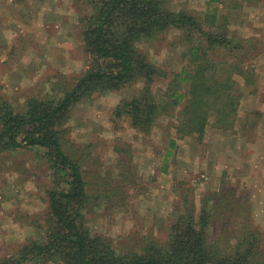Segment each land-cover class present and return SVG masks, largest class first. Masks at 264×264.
Masks as SVG:
<instances>
[{
  "label": "rangeland",
  "instance_id": "374dc122",
  "mask_svg": "<svg viewBox=\"0 0 264 264\" xmlns=\"http://www.w3.org/2000/svg\"><path fill=\"white\" fill-rule=\"evenodd\" d=\"M168 4L198 15L207 28V19L216 18L219 30L244 45L235 53L253 71L252 81L236 76L242 95L234 123L223 128L211 119L202 138H177L178 105L170 106L149 134L136 129L127 115L116 116L117 105L138 94L142 82L74 104L67 145L72 153H84L89 190L111 192L96 201L89 226L116 238L150 232L164 238L180 200L178 191L190 193L199 213L204 196L216 191L229 197L227 191L233 190L235 213L222 214L210 238L235 241L249 225L259 232V249L264 251V0ZM83 5L84 0H0L1 95L22 105L32 92H46L58 81L73 83L82 74L91 59L79 18ZM216 7L213 17L209 12ZM183 35L171 28L140 46L160 67L154 91L163 102L171 101L164 95L169 83L193 66L189 48L198 40ZM213 57L233 59V54L224 49ZM40 151L22 147L0 160V258L15 254L29 237L46 236L52 172Z\"/></svg>",
  "mask_w": 264,
  "mask_h": 264
},
{
  "label": "trees",
  "instance_id": "16d2710c",
  "mask_svg": "<svg viewBox=\"0 0 264 264\" xmlns=\"http://www.w3.org/2000/svg\"><path fill=\"white\" fill-rule=\"evenodd\" d=\"M168 2L84 0L79 18L91 59L82 74L73 83L58 81L49 84L46 92H32L22 105L0 94V160L22 147L39 148L52 172L47 190L46 236L29 237L15 254L1 257L0 264H264L259 232L249 225L235 241L210 238V230L224 218L221 215L235 213L233 190L227 191L232 193L229 197L226 192L219 197L221 193L216 191L204 196L199 213L190 193L178 191L180 200L164 238L152 232L116 238L89 226L96 201L108 198L111 192L89 190L82 166L84 153H72L67 145L74 104L98 92L142 82L138 94L117 105L116 116L127 115L136 129L149 134L160 116L170 106L178 105L177 138L193 134L202 138L211 119L223 128L234 123L242 95L236 76H244L247 83L252 81L253 71L240 64L242 57L235 53L245 48L240 40L219 30L216 18L207 19V28L201 17L171 9ZM218 11L216 7L209 13L216 17ZM171 28L182 30L183 37H195L198 42L189 48L192 68L179 72L169 83L164 95L171 101L163 102L154 91L160 67L140 46ZM224 49L233 54V59L213 57ZM172 142L177 140L172 138Z\"/></svg>",
  "mask_w": 264,
  "mask_h": 264
}]
</instances>
